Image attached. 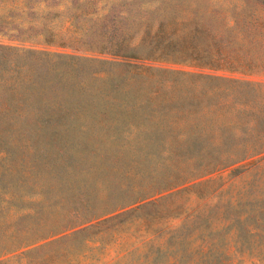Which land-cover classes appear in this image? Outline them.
<instances>
[{
	"label": "trees",
	"instance_id": "trees-1",
	"mask_svg": "<svg viewBox=\"0 0 264 264\" xmlns=\"http://www.w3.org/2000/svg\"><path fill=\"white\" fill-rule=\"evenodd\" d=\"M94 3L72 0L68 8L70 26L90 39L82 44L87 51L133 59L144 50L145 60L242 77L133 66L130 78H113L91 68L114 62L0 45V212L11 210L32 225L31 234L0 247V258L32 253L61 235L102 242L125 227L121 221L146 220V208L186 184L237 164L245 163L235 177L264 166V11L228 17L222 28H196L190 32L195 43L181 52L174 45L177 22L169 31L161 21L156 31L130 33L123 26L137 20L132 10L121 5L101 14L89 9ZM4 19L0 33L10 25ZM196 19L192 14L184 25L199 26ZM49 34L48 25L38 33L46 44L53 43ZM204 35L206 48L198 43ZM153 73L170 77L157 80ZM89 160L98 167L84 168ZM180 163L189 166L181 170ZM114 223L119 227L104 231ZM171 261L234 264L219 254L179 253ZM237 264L263 263L240 258Z\"/></svg>",
	"mask_w": 264,
	"mask_h": 264
},
{
	"label": "rangeland",
	"instance_id": "rangeland-1",
	"mask_svg": "<svg viewBox=\"0 0 264 264\" xmlns=\"http://www.w3.org/2000/svg\"><path fill=\"white\" fill-rule=\"evenodd\" d=\"M0 15L4 21L10 15L18 18L10 24L4 33H0V45L14 46L26 49L45 50L53 53L77 57L94 58L110 64H94L91 70L106 71L113 78H130L133 66H149L161 70L176 72H193L219 76H235L225 72H215L208 69H198L192 66L167 61H149L143 59L141 50L137 58L124 59L111 54L87 51L83 42L90 39H80L70 26L67 19L70 14L72 0H39L40 6L34 5V0H0ZM12 1L15 4L12 5ZM77 1V0H76ZM74 2V1H73ZM22 3L27 8L22 7ZM137 17L136 21H125L123 29L130 33L142 34L146 28L157 29L159 22H164L163 30L169 31L170 26L177 25V37L174 45L182 51L191 47L190 32L196 28H222L226 18L240 16L245 18L253 12L264 11V0H95L89 9H101V14L110 10L120 9ZM18 6L19 9L15 10ZM74 6V5H73ZM20 7L22 9L20 10ZM35 8V9H34ZM149 11L151 13H149ZM140 12H148L141 15ZM196 14L199 26H185L189 16ZM61 15V16H60ZM228 22V21H227ZM45 25L53 35H47L53 43L46 44L38 35ZM6 26V25H5ZM19 26V28H16ZM95 37V31L92 29ZM79 33V32H77ZM204 35L198 43L207 47L208 40ZM96 38V37H95ZM139 38L136 40L137 43ZM155 79L170 77L165 73H153ZM89 79L88 76H85ZM259 80L260 78H251ZM139 80V79H138ZM137 80H134V83ZM103 86V84H99ZM153 82L148 81L147 86ZM109 150V148H107ZM245 163L220 170L212 175L193 181L178 188L180 193L162 200L157 206H150L142 213L146 220H138L130 224V219L123 220L125 227L107 237L102 242H87L83 236L66 238L52 237L40 243L43 247L23 254L28 249L8 254L0 258L6 264H174L172 256L181 253L197 256L219 254L234 259V264L240 258L262 260L264 264V166L245 172L239 177L234 174L237 168ZM98 167L89 160L83 167ZM189 164H179L184 170ZM242 171V170H241ZM172 193V192H171ZM177 193V192H176ZM159 199V198H157ZM3 200L0 191V204ZM50 218L56 219L55 209ZM69 207L65 206L63 213ZM13 211L5 209L0 212V247L12 246L24 235L32 233L29 219L17 220ZM239 222V225L237 224ZM114 223L104 231L118 228ZM240 230V233L236 231ZM26 232L27 234H24Z\"/></svg>",
	"mask_w": 264,
	"mask_h": 264
}]
</instances>
